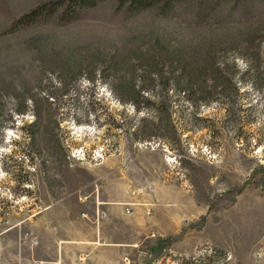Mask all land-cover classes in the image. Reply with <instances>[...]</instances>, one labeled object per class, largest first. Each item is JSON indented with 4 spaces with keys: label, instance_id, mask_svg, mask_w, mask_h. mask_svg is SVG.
Instances as JSON below:
<instances>
[{
    "label": "rangeland",
    "instance_id": "374dc122",
    "mask_svg": "<svg viewBox=\"0 0 264 264\" xmlns=\"http://www.w3.org/2000/svg\"><path fill=\"white\" fill-rule=\"evenodd\" d=\"M54 1L0 0V264H264V82L248 74L264 69V0ZM156 40L187 61L230 44L216 57L240 80L229 113L227 95L193 115L173 92L176 148L138 137L145 112L112 92L140 84ZM62 84L51 116L39 99Z\"/></svg>",
    "mask_w": 264,
    "mask_h": 264
},
{
    "label": "trees",
    "instance_id": "16d2710c",
    "mask_svg": "<svg viewBox=\"0 0 264 264\" xmlns=\"http://www.w3.org/2000/svg\"><path fill=\"white\" fill-rule=\"evenodd\" d=\"M124 1L130 5L141 6L147 4L148 0ZM94 2V0H67L66 6H68V9L75 11L76 8L88 4L92 5ZM52 3H59V0ZM45 7L46 4H43L40 7L29 10L23 19L30 21L36 18L44 13L45 9H49ZM152 45L144 48L139 59V63L144 67V71L138 80L140 84L116 85L115 88H112V92L122 104L129 103L134 111L140 112L143 110L145 112L140 119V124L142 126L149 125L151 128L146 130L147 134H145L146 132H141L142 135L138 137L147 138L149 135H156L169 148H176L175 140L171 142L169 138L171 135L172 139L173 136L180 135V132H178L180 130L178 128L179 124L177 126L173 118L175 112L174 99L176 98L173 92L178 93V96L181 95L187 101V105L190 106L191 114L193 115L198 112V105L203 104V101H207L210 97H219L216 96L218 93L227 95L228 100L224 104L226 105V112L229 113L231 98L238 91L237 82H240V80H236L234 75L227 70L228 66L233 64L219 62L216 57L219 47H229L230 44L222 43L220 45L207 46L201 52H197L199 57L190 58L189 61L163 45L159 40L153 42ZM174 71H176V75L173 74ZM251 71L249 78L254 85L258 82H264V69L258 70V68L249 65L248 74ZM67 91V88L62 84L55 89V92H50L46 97H40V103L46 101L49 115L55 116L57 111H59V105L55 101L60 96L66 95ZM17 95H19L16 96L18 101L9 112V117L11 118H14L15 115L25 114L28 109L22 100L23 96ZM49 97H51L50 100L47 99ZM32 100L34 112L32 116L37 119L35 118L30 125L38 122L41 108V106L38 107L35 98H32ZM31 136L34 139L35 133L32 132ZM159 243L160 241H157L156 245Z\"/></svg>",
    "mask_w": 264,
    "mask_h": 264
},
{
    "label": "crops",
    "instance_id": "0c3cea01",
    "mask_svg": "<svg viewBox=\"0 0 264 264\" xmlns=\"http://www.w3.org/2000/svg\"><path fill=\"white\" fill-rule=\"evenodd\" d=\"M121 203H122V201L116 200L113 204H108V205L105 204L104 207L107 208V211H108L107 214L114 215V210H116L115 217L116 218H118V217L122 218L123 217L122 215L124 214V212L121 209V207L118 206V205H121ZM121 243H122V241L118 240V239L112 241V244H115L117 246L116 247L117 251L119 249V246L122 245ZM119 258H121V257L118 254H116V256L115 255L107 256L108 264H118L119 263V261H118Z\"/></svg>",
    "mask_w": 264,
    "mask_h": 264
},
{
    "label": "built area",
    "instance_id": "2783aa9c",
    "mask_svg": "<svg viewBox=\"0 0 264 264\" xmlns=\"http://www.w3.org/2000/svg\"><path fill=\"white\" fill-rule=\"evenodd\" d=\"M126 211L128 212V211H129V209H126Z\"/></svg>",
    "mask_w": 264,
    "mask_h": 264
}]
</instances>
